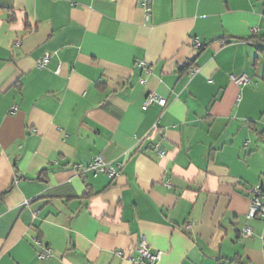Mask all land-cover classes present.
<instances>
[{"label": "crops", "instance_id": "obj_1", "mask_svg": "<svg viewBox=\"0 0 264 264\" xmlns=\"http://www.w3.org/2000/svg\"><path fill=\"white\" fill-rule=\"evenodd\" d=\"M259 184L264 0H0V264H264Z\"/></svg>", "mask_w": 264, "mask_h": 264}, {"label": "built area", "instance_id": "obj_2", "mask_svg": "<svg viewBox=\"0 0 264 264\" xmlns=\"http://www.w3.org/2000/svg\"><path fill=\"white\" fill-rule=\"evenodd\" d=\"M141 4L147 13V17H149L152 10V0H141ZM195 47L197 49H201L203 47V43L201 41H197ZM50 59L51 54L49 52L45 53L40 59H38V66L40 68L45 67L50 62ZM141 65L144 66V62H141ZM232 80L239 86L248 85L252 82L251 77L246 73L232 75ZM141 82L146 83V80L142 79ZM153 103H158L161 106H166L168 104V101L165 97L156 93H152L148 95L143 105V108L146 109L150 104ZM15 108L16 106L14 107V109ZM160 154L163 155L164 151L161 150ZM78 167L80 169L83 168L82 165H79ZM84 170H91L95 174L104 173L108 175L111 179H115L118 175V167L114 163L106 161L102 156L94 157V159L84 168ZM247 191L251 201L247 217L254 218L259 216L261 218H264V187L259 184L250 187ZM30 202V200H26V205H29ZM241 234L245 237H250L252 236L253 231L249 226H247L242 230ZM33 241L34 244L37 245L39 248L38 257L40 259H47L54 255L53 247L45 245L37 237H34ZM136 250V254L127 253L124 250H116L115 253L117 254V256L123 259H128L134 264H140L144 262H148L149 264H156L158 261H160L162 257L161 251L152 250L145 236L142 237V240Z\"/></svg>", "mask_w": 264, "mask_h": 264}, {"label": "trees", "instance_id": "obj_3", "mask_svg": "<svg viewBox=\"0 0 264 264\" xmlns=\"http://www.w3.org/2000/svg\"><path fill=\"white\" fill-rule=\"evenodd\" d=\"M190 65H191L190 63L185 65L182 70H186V69L190 68Z\"/></svg>", "mask_w": 264, "mask_h": 264}]
</instances>
